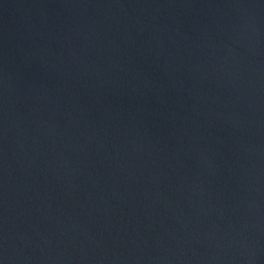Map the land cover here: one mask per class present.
<instances>
[{"label": "water", "instance_id": "95a60500", "mask_svg": "<svg viewBox=\"0 0 264 264\" xmlns=\"http://www.w3.org/2000/svg\"><path fill=\"white\" fill-rule=\"evenodd\" d=\"M0 264H264V0H0Z\"/></svg>", "mask_w": 264, "mask_h": 264}]
</instances>
